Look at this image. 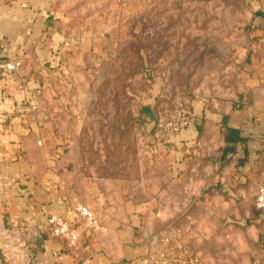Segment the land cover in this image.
I'll use <instances>...</instances> for the list:
<instances>
[{
    "label": "crops",
    "instance_id": "crops-1",
    "mask_svg": "<svg viewBox=\"0 0 264 264\" xmlns=\"http://www.w3.org/2000/svg\"><path fill=\"white\" fill-rule=\"evenodd\" d=\"M243 4L246 14L239 25L244 28L227 41L231 48L219 52L229 62L222 65L218 60V68L209 69L212 82L186 108L190 118L186 127L157 128L159 144L153 153L164 161L161 176L133 183L137 190L125 189L119 181L105 182L101 188L82 175L68 149L74 133L59 129L53 112L59 101L56 66L61 49L55 28L57 0L0 4V51L5 54L0 57L2 264H151V259L142 258L153 249L152 229L136 227L138 211L151 208L137 204L141 197L157 201L163 218L191 211L198 227L212 237L208 250L233 244L218 238L222 243L217 246L216 229L223 219L237 217L234 204L248 201L264 183V0ZM17 61L21 64L13 69L5 65ZM220 70L224 88L216 80ZM144 106H150L152 116L142 118L159 126L162 105L151 101ZM79 203L95 211L100 229L86 226L75 211ZM248 214V232L229 228V233H238L236 242L243 251L237 264H264V209ZM52 215L77 227L78 246L70 247L53 234L48 222ZM176 234L177 239L182 231ZM173 237L161 234L155 254L160 259L175 253ZM244 250H249L248 256Z\"/></svg>",
    "mask_w": 264,
    "mask_h": 264
},
{
    "label": "rangeland",
    "instance_id": "rangeland-1",
    "mask_svg": "<svg viewBox=\"0 0 264 264\" xmlns=\"http://www.w3.org/2000/svg\"><path fill=\"white\" fill-rule=\"evenodd\" d=\"M11 1L0 0V4ZM244 2L57 0L55 28L61 49L56 66L59 101L53 112L59 117L60 131L74 133L68 149L82 175L101 188L105 182L119 181L130 190L139 188L135 183L161 176L164 161L153 153L159 144L155 133L161 127L141 121V108L152 101L162 105L165 116L177 108L186 110L197 95L208 90L213 77L209 69L218 68V60L222 65L229 62L219 52L229 49L227 41L244 28L239 25L246 14ZM222 72L216 74L221 87L225 86ZM235 72L230 74V83ZM248 197L234 204L233 211L239 215L223 219L216 229L217 242L218 238L231 239L237 249L229 245L214 252L210 250L212 237L198 227L191 211L183 217L163 218L157 201L139 198L137 204H151L157 210L155 214L151 208L146 213L138 211L136 227H149L154 235L153 249L142 259H151V264H237L243 251L238 249L236 231L248 232V213L258 210L255 195ZM230 227L236 231L229 233ZM177 231L182 236L176 239ZM165 232L174 235L171 250L175 253L160 259L155 254ZM247 242L254 246L249 236ZM245 252L248 256L249 250Z\"/></svg>",
    "mask_w": 264,
    "mask_h": 264
},
{
    "label": "built area",
    "instance_id": "built-area-1",
    "mask_svg": "<svg viewBox=\"0 0 264 264\" xmlns=\"http://www.w3.org/2000/svg\"><path fill=\"white\" fill-rule=\"evenodd\" d=\"M20 64V61H17L7 62L5 65L8 69H13ZM189 123L190 118L188 113L181 108H177L174 112L158 119L159 126L164 128H182L186 127ZM254 204L257 209H264V183L259 184L256 188ZM75 211L84 219L86 226L91 230L101 228L99 217L89 205L79 203L75 206ZM48 222L53 234L63 239L66 245L76 247L80 244V233L74 224L59 215L50 216ZM0 264L2 263L0 262Z\"/></svg>",
    "mask_w": 264,
    "mask_h": 264
},
{
    "label": "trees",
    "instance_id": "trees-1",
    "mask_svg": "<svg viewBox=\"0 0 264 264\" xmlns=\"http://www.w3.org/2000/svg\"><path fill=\"white\" fill-rule=\"evenodd\" d=\"M143 114H145V115H148V116H152L151 115V108H150V106H143L142 108H141V111H140V120L141 121H143V122H145V120L142 118V115Z\"/></svg>",
    "mask_w": 264,
    "mask_h": 264
},
{
    "label": "water",
    "instance_id": "water-1",
    "mask_svg": "<svg viewBox=\"0 0 264 264\" xmlns=\"http://www.w3.org/2000/svg\"><path fill=\"white\" fill-rule=\"evenodd\" d=\"M2 56H5V54H3V53L0 51V57H2Z\"/></svg>",
    "mask_w": 264,
    "mask_h": 264
}]
</instances>
